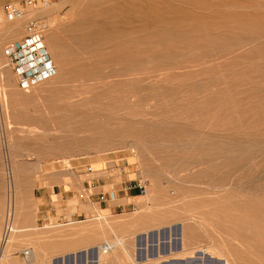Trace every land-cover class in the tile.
<instances>
[{
	"label": "rangeland",
	"instance_id": "obj_1",
	"mask_svg": "<svg viewBox=\"0 0 264 264\" xmlns=\"http://www.w3.org/2000/svg\"><path fill=\"white\" fill-rule=\"evenodd\" d=\"M24 1L0 0V264H264V0H149L148 18L115 14L117 0H37L6 21L2 6ZM30 19L58 32L70 54L55 57L45 32L57 73L21 90L4 47L23 37ZM107 175L118 184L145 179L147 191L99 207L82 182ZM56 184L74 191L66 209ZM9 209L13 231L4 249ZM119 239L126 249L102 253Z\"/></svg>",
	"mask_w": 264,
	"mask_h": 264
},
{
	"label": "built area",
	"instance_id": "obj_2",
	"mask_svg": "<svg viewBox=\"0 0 264 264\" xmlns=\"http://www.w3.org/2000/svg\"><path fill=\"white\" fill-rule=\"evenodd\" d=\"M47 4L46 0H41ZM37 0H25L23 5L20 3H5L2 6L4 19L13 22L23 16L24 9L36 7ZM44 23L38 19H30L25 26L23 37L4 47V57L7 66L11 68L16 76L17 86L21 90H28L39 83H42L56 74L55 62L44 43L43 35ZM87 173L94 172L91 167L86 168ZM95 177L87 180H94ZM83 180V181H84ZM125 189L137 191L141 194L146 191V180L135 179L125 182ZM80 199H84V194H79ZM13 210L9 209L5 215L2 239H5L12 230ZM21 255L28 259L30 253L26 249Z\"/></svg>",
	"mask_w": 264,
	"mask_h": 264
},
{
	"label": "bare ground",
	"instance_id": "obj_3",
	"mask_svg": "<svg viewBox=\"0 0 264 264\" xmlns=\"http://www.w3.org/2000/svg\"><path fill=\"white\" fill-rule=\"evenodd\" d=\"M136 1H137V0H136ZM141 1H143L142 3H143L144 8H145V9H143V10L141 9L142 7L140 6V4L136 3L135 0H117V3H118V4H116L115 6L113 5V8H114L113 10H115V14H121V15H124L125 13H130V14H133V15H134V14L138 13L139 11H141L140 13H141V14H144L143 16H145V18H146V17L148 18V16H150V15H149L150 13H148V10H149V9L147 8V7H148L147 4H148L150 1H149V0H141ZM148 1H149V2H148ZM153 1H154V0H153ZM155 1H156V0H155ZM160 1H161V0H160ZM176 1H177V0H176ZM178 1H179V0H178ZM207 1H208V0H207ZM210 1H211V0H210ZM212 1H213V0H212ZM93 2H94V1H91V4H89V5H92ZM102 2H103V1H102ZM102 2L100 1V3H102ZM104 2H105V1H104ZM113 2H114V0H113ZM113 2H109V3L114 4ZM166 2H167V1H166ZM168 2H169V1H168ZM168 2H167V3H168ZM173 2H174V1H173ZM179 2H180V1H179ZM196 2H197V1H196ZM215 2H216V0H215ZM225 2H226V0H225ZM225 2H224V0H223L222 4L227 5V4H225ZM227 2L229 3L228 0H227ZM227 2H226V3H227ZM231 2H232V1H231ZM231 2H230V3H231ZM84 3H85V2H84ZM151 3H153V2H151ZM151 3H150V5H151ZM183 3H184V2H183ZM208 3H209V2H208ZM211 3H212V2H211ZM233 3H234V2H233ZM246 3H247V2H246ZM95 4H96V3H95ZM106 4H108V3H106ZM162 4H163V3H162ZM174 4H177V3L174 2ZM178 4H179V3H178ZM216 4L219 5L220 3H219V4L216 3ZM231 4H232V3H231ZM231 4H230V6H231ZM250 4H251V3H250ZM250 4H249V6H250ZM254 4H255V3L252 2V5H254ZM89 5H87L86 7H88ZM97 5H98V4H97ZM143 5H142V6H143ZM153 5H154V4H153ZM153 5H151V6H153ZM195 5H196V4H195ZM199 5H200V4H199ZM201 5L203 6L204 3L201 4ZM206 5L208 6L209 4H205V6H206ZM234 5H237V4H234ZM255 5H256V4H255ZM102 6H104V4H103ZM154 6H155V5H154ZM209 6H211V4H210ZM212 6H213V5H212ZM212 6H211V8H212ZM222 6H223V5H222ZM222 6L220 5V7L223 9ZM230 6H229V8H230ZM232 6H233V5H232ZM243 6H244V5H243ZM247 6H248V4H247ZM86 7H85V9H86ZM91 7L93 8V5H92ZM109 7H112V5H110ZM220 7H218V8H220ZM225 7H226V6H225ZM225 7H224V10L226 9ZM239 7L242 8V4H241V5L239 4ZM239 7H238V8H239ZM245 7H246V5H245ZM153 8H154V7H153ZM195 8H196L195 10L199 9V8H197V7H195ZM207 8H208V7H207ZM221 8H220V9H221ZM229 8H228V9H229ZM240 8H239V9H240ZM150 9H151V8H150ZM200 9H201V11H202V8H200ZM200 9H199V10H200ZM204 9H206V8H204ZM208 9H209V8H208ZM215 9H216V8H215ZM215 9H214V11H215ZM234 9H235V6H234ZM236 9H237V8H236ZM236 9H235V10H236ZM27 10H28V9H24L23 16H24V14L27 12ZM86 10H87V9H86ZM86 10H84V11H86ZM113 10H112V11H113ZM162 10H163V9H162ZM192 10H193V9H192ZM146 11H147V12H146ZM154 11L156 12L155 8H154ZM197 11H198V10H197ZM206 11H207V10H206ZM206 11H205V12H206ZM210 11H211V10H210ZM212 11H213V10H212ZM212 11H211V12H212ZM228 11L231 12L230 10H228ZM228 11H227V13H229ZM232 11H233V10H232ZM237 11H238V10H237ZM240 11H241V10H240ZM93 12H94V9H93ZM109 12H111V11H109ZM113 12H114V11H113ZM152 12H153V10H152ZM165 12H167V11H165ZM205 12H203V13L206 15ZM207 12H209V11H207ZM235 12H236V11H235ZM235 12H234V13H235ZM238 12H239V11H238ZM86 13H88V12H86ZM99 13H100V12H99ZM167 13H168V12H167ZM169 13H170V11H169ZM215 13H217V12L215 11L214 14H215ZM223 13H224V12H223ZM239 13H240V12H239ZM96 14H97V12H96ZM113 14H114V13H113ZM155 14H156V13H155ZM158 14H159V13H158ZM165 14H166V13H165ZM198 14L200 15V11H199ZM218 14H220V12H219ZM221 14H222V13H221ZM77 15H78V14H77ZM77 15H76V16H77ZM84 15H85V14H84ZM101 15H108V12H107L106 10H102V11H101ZM152 15H154V14H151V16H152ZM207 15H209V14H207ZM207 15H206V16H207ZM223 15L226 16V14H223ZM227 15H228V14H227ZM229 15H230V14H229ZM234 15H236V14H234ZM237 15H239V14L237 13ZM248 15H249V14H248ZM258 15H259V14H258ZM258 15H257V16H258ZM23 16H22V17H23ZM134 16H135V15H134ZM157 16H158V15H157ZM201 16L203 17V15H201ZM220 16H221V15H220ZM239 16H240V15H239ZM241 16H242V14H241ZM254 16H255V15H253V17H254ZM257 16H256V17H257ZM263 16H264V14H263ZM22 17H21V18H22ZM77 17H78V16H77ZM87 17H88V15L86 14V17H85V18H87ZM98 17H99V18H98V20H99V19H100V15H99ZM104 17H105V16H104ZM104 17H103V18H104ZM106 17H108V16H106ZM115 17H116V15H115ZM119 17H121V16L119 15ZM122 17H124V16H122ZM122 17H121V19H123ZM166 17H167V15H166ZM170 17H171V15H170ZM199 17H200V16H199ZM227 17H231V16H227ZM227 17H226V20L224 21V23H227V24H228V20H227V19H229V18H227ZM235 17H236V16H235ZM246 17L248 18V16H246ZM246 17H245V18H246ZM259 17H261V14H260ZM91 18H92V20H89V18H88V20H87V19H85V20H86V22L90 21V23H88V24L93 25V23H91V22H92V21H93V22H94V21L96 22L97 19L93 20V18H96V17H94V16H93V17L91 16ZM91 18H90V19H91ZM132 18H133V17H132ZM134 18H135V17H134ZM153 18H154V17H153ZM155 18H156V17H155ZM155 18H154V19H155ZM157 18H158V17H157ZM159 18H160V17H159ZM205 18H207V17H205ZM215 18H216V16H215ZM215 18H214L213 20H211V21H214V20L221 21V20H219V19H215ZM239 18H241V17H238V20H239ZM251 18H252V17H251ZM257 18H258V17H257ZM263 18H264V17H262V19H263ZM77 19H79V18H77ZM83 19H84V18H83ZM83 19L81 18V20H83ZM113 19H114V18H113ZM121 19H120V20H121ZM203 19H204V18H203ZM208 19H210V18H208ZM221 19H222V18H221ZM224 19H225V17L223 16V19H222V20H224ZM230 19H232V18H230ZM230 19H229V20H230ZM124 20H125V19H124ZM124 20H123V21H124ZM157 20H159V19H157ZM157 20H156V21H157ZM160 20H161V19H160ZM195 20H196V18H195ZM197 20H198V19H197ZM204 20H207V19H204ZM204 20H200V21L203 22ZM233 20H234V19H233ZM247 20H248V19H247ZM249 20H250V19H249ZM255 20H256V19H255ZM255 20H254V21H255ZM106 21H107V20H106ZM106 21H105V22H106ZM169 21H170V20H169ZM180 21H181V20H180ZM182 21H183V20H182ZM184 21H185V20H184ZM208 21H209V20H208ZM211 21H210V22H211ZM226 21H227V22H226ZM230 21H231V20H230ZM245 21H246V20H245ZM245 21H244V22H245ZM252 21H253V20H252ZM256 21H257V20H256ZM80 22H83V21H80ZM126 22H127V20H125L124 23L127 24ZM129 22H130V21H128V23H129ZM142 22H143V21H142ZM158 22H159V21H158ZM162 22H164V21H162ZM165 22H166V21H165ZM193 22H194V21H193ZM202 22H201V23H202ZM231 22H232V21H231ZM238 22L241 23L240 20H239ZM248 22H249V21H248ZM74 23H75V22H74ZM84 23H85V21H84ZM149 23H150V22H149ZM159 23H160V22H159ZM169 23H170V22H169ZM174 23H175V22H174ZM178 23H181V22H178ZM208 23H209V22H208ZM213 23H214V22H213ZM234 23H236V20H235V22H233V24H234ZM240 23H239V25H240ZM251 23H252V22H251ZM75 24H76V23H75ZM75 24H74V25H75ZM98 24H99V23H98ZM100 24H101V23H100ZM117 24H118V23H117ZM131 24H132V23H131ZM150 24H151V23H150ZM152 24H153V23H152ZM163 24H164V23H162V25H163ZM170 24H172V23H170ZM184 24H185V22H184ZM184 24L181 23L179 29H182V30H183V28H181V25H184ZM215 24H216V23H215ZM215 24H214V25H215ZM220 24H221V23H220ZM220 24H219V25H220ZM236 24L238 25V23H236ZM245 24H246V22H245ZM72 25H73V23H72ZM72 25H71V26H72ZM82 25H83V23H82ZM127 25H128V24H127ZM127 25H126V26H127ZM132 25H133V24H132ZM142 25H143V24H142ZM159 25H160V24H159ZM177 25H179V24H177ZM185 25H186V24H185ZM185 25H184V26H185ZM199 25H200V24H199ZM199 25H198V28H200L201 26L203 27V25H205V23H203V25H201L200 27H199ZM221 25H223V23H222ZM228 25H232V23H231V24H228ZM239 25H238V26H239ZM13 26H14V25H13ZM23 26H24V25H23ZM23 26H22V32L19 31V29H16L17 26L15 27V29H16L17 31H19L21 34H23V30H24V29H23ZM76 26H78V25L76 24ZM79 26H80V24H79ZM108 26H109V25H108ZM121 26H124V27H125V25H123V23L121 24ZM128 26H130V25H128ZM160 26H161V25H160ZM174 26H176V25H174ZM187 26H188V25H187ZM208 26H209V25H208ZM212 26H213V25H212ZM212 26H211V28H212ZM216 26H217V25H216ZM223 26H224V25H223ZM238 26H237V29H239ZM24 27H25V26H24ZM92 27H93L92 31L95 30V29L97 28V27H96V28L94 29V25H93ZM98 27H99V29H100L101 26L99 25ZM117 27H119V26H117ZM138 27H139V26H138ZM151 27H152V25H151ZM164 27H165V25H164ZM166 27H168V28H165L164 30L166 31V29H167V30L169 31V27H170V25H169V26H166ZM177 27H178V26H177ZM188 27H189V26H188ZM188 27H187V28H188ZM193 27H195V25H193ZM218 27H219V26H218ZM224 27H225V26H224ZM239 27H240V26H239ZM241 27H242V26H241ZM17 28H19V27H17ZM67 28H68V27H67ZM72 28H76V27H73V26H72ZM82 28L84 29V27H82ZM115 28H116V27H115ZM143 28H144V27H143ZM145 28H146V26H145ZM147 28H148V27H147ZM153 28H155V27L153 26ZM159 28H160V27H159ZM170 28L173 29L174 27L171 25ZM189 28H190V27H189ZM204 28H205V27H204ZM207 28H208V27L206 26V29H207ZM244 28H245V27H244ZM13 29H14V28H13ZM15 29L13 30V32H15ZM78 29H79V28H77L75 32H77ZM99 29H97V30H99ZM112 29H113V26H112V28H110V30H112ZM118 29H119V28H118ZM151 29H152V28H151ZM161 29H162V28H161ZM190 29H191V28H190ZM194 29H196V28H194ZM235 29H236V28H235ZM235 29H234V30H235ZM237 29H236V30H237ZM6 30H7V29H6ZM79 30H80V29H79ZM106 30H108V29H106ZM114 30H116V29H114ZM114 30H113V31H114ZM120 30H121V29H120ZM122 30H123V29H122ZM144 30H145V29H144ZM146 30H149V28L146 29ZM164 30H163V31H164ZM173 30H174V29H173ZM175 30H178V29H175ZM184 30L186 31V29H184ZM197 30H199V29H197ZM200 30H201V29H200ZM239 30H241V29H239ZM17 31H16V32H17ZM80 31H81V30H80ZM125 31H126V29H125ZM137 31H138V30H137ZM142 31H143V30H142ZM142 31H140V32H142ZM161 31H162V30H160V33H161ZM237 31H238V30H237ZM1 32H3V31H1ZM13 32H11V34H13ZM45 32H46V31H45V28H43L44 43H45V45L48 43L49 50H51V52L53 53V55H54L55 57L59 58V57H61V56H63V55L65 56V55H69V54H70V51L66 48L65 43H63V40H62L61 37H60L61 35L58 34V32H54V33H53V32H51L50 30H48V31L46 32V33H48V41H47V43H46V39H45V34H46ZM73 32H74V31H73ZM89 32H90V31H88L87 33H89ZM104 32H105V31H104ZM130 32H132V31H130ZM148 32H149V33H148ZM148 32H147L148 34H151V33L154 32V31L149 30ZM150 32H151V33H150ZM170 32L172 33V31H169L168 34H169ZM188 32H190V30H189ZM196 32H197V31H196ZM204 32H205V31H204ZM20 33H19V34H20ZM91 33H92V32H91ZM94 33H95V32H94ZM98 33H99V32H98ZM110 33H111V31H109V35H110ZM147 33H146V34H147ZM162 33H163V32H162ZM174 33H175V32H174ZM174 33H173V34H174ZM202 33H203V32H202ZM75 34H77V33H75ZM78 34H79V33H78ZM100 34H101V33H100ZM100 34H99V35H100ZM105 34H107V33H105ZM111 34H112V33H111ZM144 34H145V33H144ZM148 34H147V35H148ZM17 35H18V34H17ZM59 35H60V36H59ZM64 35H65V34H64ZM69 35H70V34H69ZM84 35H85V34L83 33V36H84ZM101 35H102V34H101ZM107 35H108V34H107ZM109 35H108V36H109ZM117 35H119V34H116V36H117ZM121 35H122V34H121ZM121 35H120V36H121ZM152 35H154V34L152 33ZM161 35H162V34H161ZM166 35H167V34H166ZM171 35H172V34H171ZM174 35H175V34H174ZM195 35H198V34H195ZM227 35H228V34H227ZM7 36H8V35H7ZM15 36H16V35H15ZM18 36H20V35H18ZM79 36H80V35H78V37H79ZM70 37H71V36H70ZM76 37H77V36H75V38H76ZM78 37H77V40H79V39L82 37V34H81V37H80L79 39H78ZM88 37H92V36H88ZM93 37H94V36H93ZM93 37H92V38H93ZM102 37H103V36H102ZM123 37H125V38L127 39L128 36H127V37H126V36H122V37H119V38H123ZM129 37H130V36H129ZM129 37H128V38H129ZM131 37H133V36H131ZM131 37H130V38H131ZM135 37H137V36H135ZM139 37H140V36H139ZM9 38H10V37H9ZM11 38H12V37H11ZM13 38H14V36H13ZM83 38H84L83 40L80 39L81 42L84 41V40L86 41V37H83ZM133 38H134V37H133ZM154 38H155V37H154ZM7 39H8V38H7ZM68 39H69V38H68ZM95 39H96V38H95ZM135 39L137 40V39H139V38H135ZM141 39H142V36H141L140 40H141ZM144 39H145V38H144ZM163 39H164V38H163ZM107 40H108V39H107ZM116 40H117V39H116ZM129 40H132V38L129 39ZM136 40H135V41H136ZM154 40H155V39H154ZM3 41H4V40H3ZM69 41H71V40H69ZM88 41H89V40H88ZM93 41H94V40H93ZM97 41H98V40H97ZM110 41H111V40H110ZM114 41H115V40H114ZM114 41H113V42H114ZM132 41H134V39H133ZM142 41H143V40H142ZM238 41H239V40H238ZM71 42H72V41H71ZM73 42H74V41H73ZM77 42H78V41H77ZM98 42H99V41H98ZM111 43H112V42H111ZM229 43H231V42H229ZM67 44H68V42H66V45H67ZM97 44H99V43H97ZM134 44H135V43H134ZM104 45H105V44H104ZM104 45H103V47H104ZM141 45H142V44H141ZM141 45H140V46H141ZM130 46H131V45H130ZM130 46H126V47H129V48H127V49H130V50H131ZM132 46H133V45H132ZM229 46H230V45H229ZM46 47H47V46H46ZM90 47H91V46H90ZM126 47H125V48H126ZM99 48H100V46H99ZM133 48H134V47H133ZM228 48H229V47H228ZM100 49H101V48H100ZM103 49H104V48H103ZM223 49H224V48H223ZM133 50H134V49H133ZM82 51H83V50H82ZM100 51H101V50H100ZM125 51H126V50H125ZM140 51H143V50H140ZM110 52H111V51H110ZM118 52H120V51H118ZM131 52H132V51H131ZM96 54H97V53H96ZM96 54H95V55H96ZM125 54H128V53H125ZM134 54H135V53H134ZM134 54H133V55H134ZM118 55H119V53L117 54V56H118ZM51 56H52V55H51ZM128 56H129V54H128ZM144 56H147V55H144ZM97 57H98V56H97ZM122 57H123V56H122ZM57 58H56V59H57ZM127 58H128V57H127ZM139 58H140V57H139ZM139 58H138V59H139ZM112 59H117V58L115 57V58H112ZM118 59H119V58H118ZM130 59H131V58H130ZM141 59H142V57H141ZM53 60H54V59H53ZM138 61H139V60H138ZM138 61H137V62H138ZM54 62H55V61H54ZM133 62H134V61H133ZM137 62H136V63H137ZM4 64H5V63H4ZM55 64H56V63H55ZM121 64H122V63H121ZM178 65H181V64H178ZM138 67H139V66H138ZM178 67H179V66H178ZM142 68H143V67H142ZM156 68H158V67H156ZM160 68H161V67H160ZM160 68H159V69H160ZM115 69H116V68H115ZM121 69H122V68H121ZM95 70H96V69H95ZM105 70H106V69H105ZM110 70H111V69H110ZM118 70H119V69H118ZM62 71H63V70H62ZM119 71H120V70H119ZM129 72H130V70H129ZM56 73H57V70H56ZM158 73H159V72H158ZM61 75H62V74H61ZM71 75H72V74H71ZM107 75H108V74H107ZM115 77H116V76H115ZM8 79H9V78H8ZM75 79H76V78H75ZM119 79H120V78H119ZM106 80H107V79H106ZM104 81H105V80H104ZM120 81H122V80H120ZM79 83H80V82H79ZM117 84H119V83H117ZM125 92H126V91H125ZM122 97H123V96H122ZM133 97H134V96H133ZM3 100H4V99H3ZM231 101H232V100H231ZM73 108H74V107H73ZM37 119H38V118H37ZM174 131H175V130H174ZM101 142H102V141H101ZM94 144H95V142H94ZM47 145H48V144H47ZM47 148H48V147H47ZM48 150H49V148H48ZM166 159H168V158H166ZM175 159H176V158H175ZM66 161H67V160H66ZM167 161H169V160H167ZM170 161H171V160H170ZM68 166H69V164H68ZM237 188H238V187H237ZM232 189H234V188H232ZM146 191H147V190H146ZM229 196H230V194L228 195V197H229ZM230 197H231V196H230ZM233 197H234V196H233ZM236 198H237V197H236ZM236 198H233V199H236ZM231 199H232V198H231ZM231 199H230V201H231ZM224 200H227V199H224ZM236 200H237V199H236ZM230 201H229V202H230ZM227 202H228V201H227ZM236 202H238V201H236ZM238 203H240V202H238ZM241 203L243 204L242 201H241ZM230 204H232V203H230ZM233 204H234V203H233ZM235 204H236V203H235ZM236 205H237V204H236ZM236 205H235V206H236ZM245 205H246V203H245ZM232 206H233V205H232ZM237 206H238V205H237ZM239 206H240V205H239ZM249 206H250V205H249ZM250 207H252V205H251ZM250 207H249V212L252 213V212L250 211ZM228 208H229V207H228ZM242 208L244 209V207H242ZM252 208H253V207H252ZM237 210H238V209H236L235 211H237ZM239 210L241 211L242 209L240 208ZM217 211H218V210H217ZM231 211H233V209H232ZM235 211H234V213H235ZM245 211H246V210H245ZM245 211H244V212H245ZM171 212H174V211H171ZM171 212H170V213H171ZM241 212H242V211H241ZM249 212H248V213H249ZM253 212H255V210H253ZM256 212H258V211L256 210ZM216 213H217V212H216ZM250 213H249V214H250ZM213 214H214V213H213ZM229 214H231V213H229ZM241 214L243 215V212H242ZM258 214H259V213H258ZM210 215H211V213H210ZM226 215H227V214H226ZM236 215H237V214H236ZM238 215H239V214H238ZM251 216H254V215H251ZM261 216H262V215H261ZM245 217H246V215H245ZM249 217H250V216H249ZM249 217H248V219H250ZM262 217H263V216H262ZM13 218H14V217H13ZM228 218H229V217L227 216V220H228ZM230 218H231V217H230ZM230 218H229V222H231V221H230ZM240 218H241V216H240ZM165 220H166V219L164 218L162 221H165ZM233 221H236V220H233ZM245 221H246V220H245ZM248 221L250 222L251 220H248ZM253 221H254V218H253ZM258 221H259V220H258ZM227 222H228V221H227ZM235 223L238 224V222H235ZM235 223H233V224H235ZM240 223H241V222H240ZM250 223H251V222H250ZM237 224H236V225H237ZM231 225H232V224H231ZM238 225H239V224H238ZM250 225H251V224H250ZM259 225H260V224H259ZM247 226H249V225H247ZM247 226H246V227H247ZM239 227H240V226H239ZM246 227L244 226V228H246ZM228 228H230V227H228ZM253 228H254V227H253ZM231 229H232V227H231ZM237 229H238V228H237ZM14 230H15V229H14ZM234 230H235V229L233 228V230H230V231L232 232V231H234ZM252 230H253V229H252ZM256 230H257V229H256ZM258 230H259V229H258ZM12 231H13V224H12V230H11V232H12ZM237 231H238V230H237ZM254 231H255V230H254ZM11 232H10V234H11ZM234 232H235V231H234ZM241 232H243V230H241V227H240V233H241ZM236 233H237V232H236ZM240 233H239V234H240ZM258 233H259V232H258ZM136 234H137V233H136ZM242 234L244 235L245 233H242ZM251 234H252V232H251ZM256 234H257V233H256ZM134 235H135V234H134ZM232 235H233V234H232ZM232 235H231V236H232ZM240 235H241V234H240ZM245 235H246V234H245ZM245 235H244V239L246 238ZM10 236H11V235H10ZM10 236H8V238H7V235H6V237H5V239H4V240H5V241H4L5 243H4V246H3L4 249H6V248H7V245L9 244V241H10L9 238H10ZM171 236H172V237H171V240H174L175 237H174V235H173L172 233H171ZM231 236H230V237H231ZM255 236H256V235H255ZM261 236H262V235H261ZM160 237H161V236H160ZM237 237H238V236H237ZM241 237H242V236H241ZM249 237L251 238L252 236L250 235ZM191 238H192V237H191ZM238 238H240V237H238ZM242 238H243V237H242ZM247 238H248V237H247ZM8 239H9V240H8ZM180 239L182 240V242H181V243H182V246L180 245L181 248H179V250H182V251L187 250V249H185V237H184V234H181V233H180ZM248 239H249V238H248ZM252 239H253V237H252ZM252 239H250V240H252ZM119 240H120V239H119ZM159 241L161 242V240H159ZM178 241H179V240H178ZM115 242H116V241H115ZM237 242H238V241H237ZM240 242H242V241H240ZM243 242L245 243V241H243ZM106 243H107V242H106ZM161 243H162V242H161ZM158 244H159V243H158ZM242 244H243V243H242ZM116 246H120L121 249H126V248H127V244H126L125 240H120V241L116 242L115 244H107V245L104 246L103 248H101V247H100V248H101L102 253H103V252H104V253H107V252L109 251V249L113 250V249L116 248ZM149 247H150V243H148L147 246H146V250H147L148 253H149ZM174 249H175V248H172L171 253H174V252H175ZM201 249H202V248H201ZM236 249H237V248H236ZM179 250L177 249V251H179ZM196 251H197V250H196ZM190 252H191V251H190ZM29 253H31V252L29 251ZM185 253H186V252H185ZM187 253H188V252H187ZM31 254H32V253H31ZM179 254H180V253H179ZM189 254H190V253H189ZM177 255H178V254H177ZM183 255L185 256V254H183ZM183 255H182L181 257H184ZM29 256H30V255H29ZM31 257H32V255H31ZM176 257H177V256H176ZM259 258H260V257H259ZM261 258H262V256H261ZM225 261H226V260H225ZM219 264H220V263H219Z\"/></svg>",
	"mask_w": 264,
	"mask_h": 264
},
{
	"label": "crops",
	"instance_id": "obj_4",
	"mask_svg": "<svg viewBox=\"0 0 264 264\" xmlns=\"http://www.w3.org/2000/svg\"><path fill=\"white\" fill-rule=\"evenodd\" d=\"M110 175H107L105 177H97L94 180H87V182L84 180L82 182V187L84 191L86 192L88 199L94 200L96 205L99 207H105V208H112L115 206H119L117 203L120 198H129L133 197L134 194L137 191H129L125 189V182H120L119 184L117 182H107V180L110 178ZM115 177V176H114ZM115 179V178H114ZM59 188L58 194H60L61 198L59 201V205L63 206V209H66L67 207V201L74 195V191L72 189H63L61 190V185H55ZM120 192V193H119ZM57 195L56 193H54ZM122 194V195H121ZM2 195L0 193V219L2 212L5 210V201L2 199ZM42 205L43 206H49L51 210L55 209L53 208L54 204L50 201V199H47L46 196H42ZM74 215V213L72 214Z\"/></svg>",
	"mask_w": 264,
	"mask_h": 264
},
{
	"label": "water",
	"instance_id": "obj_5",
	"mask_svg": "<svg viewBox=\"0 0 264 264\" xmlns=\"http://www.w3.org/2000/svg\"><path fill=\"white\" fill-rule=\"evenodd\" d=\"M221 263V262H220Z\"/></svg>",
	"mask_w": 264,
	"mask_h": 264
}]
</instances>
